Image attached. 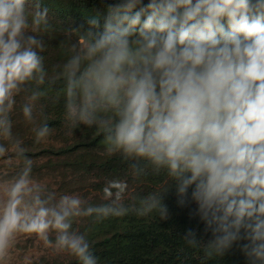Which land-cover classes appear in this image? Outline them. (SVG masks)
I'll list each match as a JSON object with an SVG mask.
<instances>
[{
	"label": "clouds",
	"instance_id": "9594fccd",
	"mask_svg": "<svg viewBox=\"0 0 264 264\" xmlns=\"http://www.w3.org/2000/svg\"><path fill=\"white\" fill-rule=\"evenodd\" d=\"M28 4L0 0V138L8 142L0 143V157L11 150L23 161L0 182V264H8L19 237L33 235L78 264H99L76 220L129 211L169 218L159 193L126 207L123 181H109V202L92 205L77 194L58 197L32 176L11 113L16 97L28 93L21 111L34 123L35 102L48 94L41 86L60 80L71 127H94L108 154L132 161L134 176L145 161L173 181L180 206L195 203L194 215L212 234L206 257L243 242L251 264H264V0H114L102 28L91 19L51 77L40 55L41 34L51 30L48 9L40 0ZM33 131L37 142L52 133L46 118ZM183 239L201 244L191 229Z\"/></svg>",
	"mask_w": 264,
	"mask_h": 264
},
{
	"label": "trees",
	"instance_id": "16d2710c",
	"mask_svg": "<svg viewBox=\"0 0 264 264\" xmlns=\"http://www.w3.org/2000/svg\"><path fill=\"white\" fill-rule=\"evenodd\" d=\"M64 7L63 10L56 11L63 16L65 21L71 20L74 25L63 28L62 26L52 28L48 33L42 36L50 42L52 39H58L54 47L65 54L68 58L72 55L70 48L64 47L60 38H66L67 33L87 31L90 27L89 21L98 18L101 28L109 4L114 0H88L86 3L75 0H57ZM146 2V1H145ZM77 17H73V15ZM49 23L50 18L48 15ZM52 25V24H51ZM47 43H49L47 41ZM53 45L47 44L43 57L52 51ZM45 64V62H44ZM52 65V64H51ZM50 65V66H51ZM58 68L54 69L55 72ZM64 82L58 81L55 85L49 86L47 83L43 86V90L47 91L45 112L46 122L52 130H61L64 119V97L60 93ZM59 95V100L56 99ZM73 128V127H72ZM63 129V128H62ZM73 129L80 134L79 140L84 146L92 150L104 146L103 134L99 133L94 127H88L78 124ZM50 151H53L50 149ZM59 152L65 154V149ZM132 161L125 160L119 153L101 161V164L93 166H102L101 168L110 169L113 164L130 166ZM145 171L140 178L143 181L153 183L154 185H164V189L159 193L163 195L164 203L169 209V218L162 220L159 213L154 211L146 216H138L136 213L129 211L122 217H108L101 221L92 220V225L96 228V237L92 243V249L98 257L99 264H251L249 258L241 250L243 242H237L224 254L211 258L205 256L203 244L212 238L211 231H205V224L194 215L195 203H189L185 206L178 204L173 181L161 171L155 174L152 168L145 161L140 162ZM191 191V190H189ZM193 230L197 239L201 242L200 246L192 247L183 239L184 234L189 230ZM197 255L198 259L194 258Z\"/></svg>",
	"mask_w": 264,
	"mask_h": 264
},
{
	"label": "rangeland",
	"instance_id": "374dc122",
	"mask_svg": "<svg viewBox=\"0 0 264 264\" xmlns=\"http://www.w3.org/2000/svg\"><path fill=\"white\" fill-rule=\"evenodd\" d=\"M75 1L86 3L88 0ZM34 2L35 0H29L28 7L30 9L34 8ZM40 4L42 8L48 9L49 17L54 18L50 20L52 28H57V26L66 28V26L73 25L75 27L72 22L68 24L71 20L65 21L63 16L56 12L66 8L57 0H40ZM73 17H77V15L74 14ZM80 32L72 31L70 36L59 40L64 47L70 48V45L77 41ZM41 37L45 46L49 43L53 45L52 51L44 57L45 68L51 77L54 75V69L58 65H62L68 57L62 54L58 50L59 48L54 47L58 39H52L53 42L47 40L49 42L47 43L42 34ZM45 50L46 47L40 52V55H44ZM43 86H41V90H43ZM27 95L28 93H21L16 97V105L11 113L13 133L23 141V146L28 149L26 155L33 161L32 176L44 183L47 190L55 192L58 197L64 194H77L87 204L100 205L109 202L104 199L103 188L109 181L119 180L128 186L123 202L129 208L139 207L140 198L162 190L164 185L156 186L147 180L143 181V178L139 176H134L130 166L113 164L110 169L93 166L101 164V161L105 159L108 161L115 154H108L105 145L94 150L85 147L84 143L79 140L80 134L75 132L74 127L72 128L67 121L63 123L61 130L54 129L49 137L37 142L33 129L45 122L46 116H41L39 110L43 106L44 114H47L44 106L46 99L41 97L35 102L34 116L36 119L34 123H28L21 111L22 105L27 102ZM0 143L8 146V142L3 138H0ZM60 149H65V154L59 152ZM22 166L23 161L17 160L11 150L4 157H0V182L10 179ZM131 212L135 213V211ZM92 220L95 221V217L80 218L73 224L74 229L87 235L91 245L96 237H100L96 234L97 230L93 227ZM50 238L54 240L55 233H52ZM194 258L198 259L196 254ZM8 264H78V261L67 254L54 253L51 248L45 246L33 235L19 237Z\"/></svg>",
	"mask_w": 264,
	"mask_h": 264
}]
</instances>
